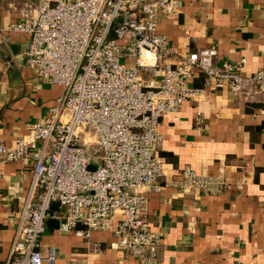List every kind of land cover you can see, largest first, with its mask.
<instances>
[{
	"label": "built area",
	"instance_id": "1",
	"mask_svg": "<svg viewBox=\"0 0 264 264\" xmlns=\"http://www.w3.org/2000/svg\"><path fill=\"white\" fill-rule=\"evenodd\" d=\"M182 7V0H30L20 8L9 30L29 36L37 79L62 92L12 146L0 139V163L31 161L7 264L55 261V248L46 253L42 245L50 219L78 237L111 231L137 264H159L161 235L151 226L145 192L164 186L162 118L201 94L192 86L199 72L207 85L264 103V60L243 74L241 64L217 63L214 46L181 56L159 33L160 20ZM224 174L185 167L164 184L215 194L229 188Z\"/></svg>",
	"mask_w": 264,
	"mask_h": 264
},
{
	"label": "crops",
	"instance_id": "2",
	"mask_svg": "<svg viewBox=\"0 0 264 264\" xmlns=\"http://www.w3.org/2000/svg\"><path fill=\"white\" fill-rule=\"evenodd\" d=\"M27 1L0 0V139L6 146L43 120L62 92L37 79L27 59L29 36L9 30ZM182 1L179 13L158 26L178 54L214 46L217 63L241 64L247 75L260 68L264 0ZM192 86L203 91L165 115L159 127L163 189L145 192L151 226L161 235L159 264H264V103L239 100L225 85H207L201 72ZM185 167L211 176L223 168L229 188L187 193L164 184ZM30 171V160L0 163V264L9 260ZM48 221L42 245L46 253L54 247L56 259L44 264H137L111 231L78 237Z\"/></svg>",
	"mask_w": 264,
	"mask_h": 264
},
{
	"label": "water",
	"instance_id": "3",
	"mask_svg": "<svg viewBox=\"0 0 264 264\" xmlns=\"http://www.w3.org/2000/svg\"><path fill=\"white\" fill-rule=\"evenodd\" d=\"M58 205H54L53 208H56ZM51 221H48V224H51ZM57 226H58V222H57Z\"/></svg>",
	"mask_w": 264,
	"mask_h": 264
},
{
	"label": "trees",
	"instance_id": "4",
	"mask_svg": "<svg viewBox=\"0 0 264 264\" xmlns=\"http://www.w3.org/2000/svg\"><path fill=\"white\" fill-rule=\"evenodd\" d=\"M158 151H159V149H158Z\"/></svg>",
	"mask_w": 264,
	"mask_h": 264
},
{
	"label": "rangeland",
	"instance_id": "5",
	"mask_svg": "<svg viewBox=\"0 0 264 264\" xmlns=\"http://www.w3.org/2000/svg\"><path fill=\"white\" fill-rule=\"evenodd\" d=\"M92 148V147H91Z\"/></svg>",
	"mask_w": 264,
	"mask_h": 264
}]
</instances>
